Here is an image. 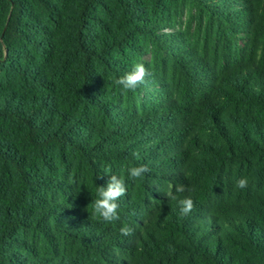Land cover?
Returning a JSON list of instances; mask_svg holds the SVG:
<instances>
[{
    "label": "trees",
    "instance_id": "obj_1",
    "mask_svg": "<svg viewBox=\"0 0 264 264\" xmlns=\"http://www.w3.org/2000/svg\"><path fill=\"white\" fill-rule=\"evenodd\" d=\"M0 264H264V0H0Z\"/></svg>",
    "mask_w": 264,
    "mask_h": 264
},
{
    "label": "clouds",
    "instance_id": "obj_2",
    "mask_svg": "<svg viewBox=\"0 0 264 264\" xmlns=\"http://www.w3.org/2000/svg\"><path fill=\"white\" fill-rule=\"evenodd\" d=\"M151 75L148 69L143 63H137L133 66L132 70L127 72L125 75L118 78L115 83L126 91H135L140 85L146 82V77ZM133 155L139 159V153L134 152ZM150 172L148 165L141 164L134 166L129 169V179L137 180L142 178L146 173ZM249 181L246 177H241L236 181V187L239 189H245L248 187ZM191 192L190 188H186L180 184L175 187V194L172 191L165 193L167 199L177 200L176 194ZM97 197L92 201L93 216L99 218L104 223H113L120 219L119 216V200L121 197L127 194V185L122 177L111 175L110 180L105 186H97L96 188ZM180 205L179 212L182 216L189 215L195 208V202L191 195L184 196L178 200ZM133 229L125 226L120 228V234L122 236H131Z\"/></svg>",
    "mask_w": 264,
    "mask_h": 264
},
{
    "label": "rangeland",
    "instance_id": "obj_3",
    "mask_svg": "<svg viewBox=\"0 0 264 264\" xmlns=\"http://www.w3.org/2000/svg\"><path fill=\"white\" fill-rule=\"evenodd\" d=\"M189 16H190V11H189V9H187V8H184V10H183V16H182V23H183V25L185 26V28H187L188 27V20H189ZM197 26H196V24L194 23V24H192V29L195 31V28H196ZM240 45L241 46H244V44H245V42H244V40H245V36L244 35H240Z\"/></svg>",
    "mask_w": 264,
    "mask_h": 264
}]
</instances>
